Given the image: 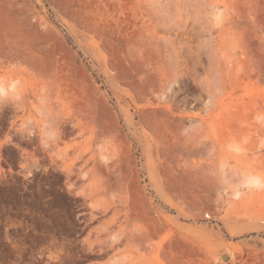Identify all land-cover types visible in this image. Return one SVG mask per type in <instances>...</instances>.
<instances>
[{
	"label": "rangeland",
	"instance_id": "1",
	"mask_svg": "<svg viewBox=\"0 0 264 264\" xmlns=\"http://www.w3.org/2000/svg\"><path fill=\"white\" fill-rule=\"evenodd\" d=\"M0 264H264V0H0Z\"/></svg>",
	"mask_w": 264,
	"mask_h": 264
},
{
	"label": "bare ground",
	"instance_id": "2",
	"mask_svg": "<svg viewBox=\"0 0 264 264\" xmlns=\"http://www.w3.org/2000/svg\"><path fill=\"white\" fill-rule=\"evenodd\" d=\"M223 253H224V252H223ZM223 253H222V254H223ZM228 255H229V254H228Z\"/></svg>",
	"mask_w": 264,
	"mask_h": 264
}]
</instances>
